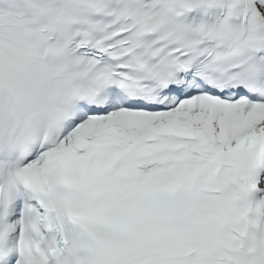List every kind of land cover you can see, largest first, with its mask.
Segmentation results:
<instances>
[{
    "label": "snow or ice",
    "instance_id": "snow-or-ice-1",
    "mask_svg": "<svg viewBox=\"0 0 264 264\" xmlns=\"http://www.w3.org/2000/svg\"><path fill=\"white\" fill-rule=\"evenodd\" d=\"M0 264H264V0H0Z\"/></svg>",
    "mask_w": 264,
    "mask_h": 264
}]
</instances>
